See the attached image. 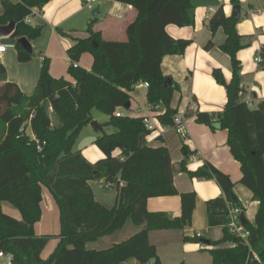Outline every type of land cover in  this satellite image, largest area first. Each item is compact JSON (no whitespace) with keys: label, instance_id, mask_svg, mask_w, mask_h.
<instances>
[{"label":"trees","instance_id":"obj_1","mask_svg":"<svg viewBox=\"0 0 264 264\" xmlns=\"http://www.w3.org/2000/svg\"><path fill=\"white\" fill-rule=\"evenodd\" d=\"M51 0H1L3 9L0 27L14 21L17 61L29 62L33 54L22 49L18 39L33 41L41 34V27L25 22L41 11ZM127 5L135 18L125 30L123 42L103 41L93 29L87 37L72 38L67 50L68 74L74 80L54 79L49 73V61L44 59L35 91L26 96L12 83L0 85V252L12 256L11 264H122L134 259L140 264H161L156 247L149 240L152 231L182 232L190 225L195 208L194 193L178 194L174 186V168L168 149L151 148L147 138L150 131L142 119L124 115L115 117L130 104L134 86L148 83L146 103L161 104L163 126L173 123L177 110L171 108L178 86L164 84L161 72L164 56L185 53L188 40H175L166 27H191L193 0H114ZM264 2V0H263ZM233 6L238 5L231 0ZM238 21L226 16L220 7L207 21L212 35L218 29L225 34L219 49L230 57L232 76L227 83L220 69H213L212 79L225 89L226 104L221 113L187 111L202 124L227 132L226 144L233 159L240 165V184L258 202L254 222L244 227L249 232L242 240L228 228L229 209L242 208L233 193L230 178L204 163L195 171H188L186 161L192 152L183 143V160L179 170L191 179H213L222 195L205 204L208 228L220 227L222 236L209 242L213 264H264V101L250 108L239 100L241 92V64L237 53L249 46L236 31ZM209 41L204 49L210 50ZM90 54L89 71L73 68L83 54ZM258 68L264 71V48L257 54ZM5 72L0 65V76ZM130 108V105H129ZM128 108V110H129ZM108 117L96 129L99 136L93 144L104 155L94 164L74 151L82 129L92 121V111ZM113 129L107 134L103 128ZM28 130L30 133L28 134ZM118 150L119 155L113 153ZM98 182L104 189L116 188L115 205L107 209L98 203L89 186ZM46 188L59 211V243L45 260L41 253L53 236H36L34 226L41 219L42 189ZM180 196L181 214L172 218L165 213H149L146 202L150 198ZM2 203L17 210L16 220L2 211ZM141 230L123 242L106 250L87 247L103 237L111 236L126 223ZM184 242H199L200 238L182 237Z\"/></svg>","mask_w":264,"mask_h":264},{"label":"crops","instance_id":"obj_2","mask_svg":"<svg viewBox=\"0 0 264 264\" xmlns=\"http://www.w3.org/2000/svg\"><path fill=\"white\" fill-rule=\"evenodd\" d=\"M16 2L17 0H10ZM88 0H51L41 11H36L30 17L29 24L41 27V34L33 41H29L32 48V59L27 63L17 61V50L9 49L2 55L0 65L5 72L0 76V85L15 84L21 93L30 96L34 93L40 68L44 59L49 61V73L54 79H65L70 83L74 80L68 74L69 59L67 50L73 45L71 37L86 38V28L93 21V29L100 33L103 41L123 42L126 40V27L133 22L135 12L131 7L115 2L114 0H97L91 10L85 8ZM241 10L240 20L236 25L237 33L249 39V46L237 53L241 64V92L239 100H250L249 107L255 108L264 101V71L258 68L254 59L264 48V2L263 0H236ZM193 21L191 27L178 28L174 25L166 27V33L173 39L188 40L190 45L181 56L167 55L161 62V72L170 84L178 86L174 92L171 108L184 118L186 125V139L182 141L175 130H162L157 136L147 138L151 148L165 147L168 149L171 164L174 168V186L178 194L194 193L196 195L195 208L189 226L179 231H152L149 240L156 247V255L161 264H213L209 253L210 241L221 238V228H208L205 204L208 200L222 195L221 189L213 179H191L179 170L183 160L181 147L184 143L192 155L186 161L188 171H195L204 163L213 166L219 172L227 175L233 183V193L243 206V214L250 223L258 209V202L252 200V194L240 184V165L236 162L226 144L227 132L195 122V117L187 116L190 103L197 104L199 113H221L226 104V92L222 86L216 84L211 77L213 69H220L225 81L231 80L232 69L230 57L219 47L225 41V34L220 28L214 35L207 28V21L222 7L226 16H231V0H193ZM3 9L0 0V15ZM93 13L95 16H93ZM70 34L71 37L67 35ZM211 41L213 47L205 50V45ZM1 44H15L11 38L0 39ZM77 66L89 71L92 67L90 54H83ZM146 90H134L130 99V114H136L139 108H145ZM124 114V111H122ZM191 112V111H190ZM143 114V113H142ZM127 115V114H124ZM130 116V115H129ZM96 124L95 118H92ZM90 124L82 129L77 140L82 139V133ZM88 138L79 140L76 151L91 164L104 158L102 152L93 144L99 133L98 128L91 126ZM90 131V130H88ZM114 155H119L116 150ZM196 160L193 161L192 159ZM95 200L111 209L115 205L116 188L104 189L98 182H89ZM150 198L146 202L149 213H165L172 218L181 214L180 196ZM5 203L2 211L6 215L20 220L17 210L5 212ZM7 204V203H6ZM41 219L34 226L36 236H53L41 253L43 260L47 259L59 243L60 232L59 211L56 203L46 188L42 189ZM131 223L116 231L111 236L88 243L87 247L96 250H106L116 243L128 239L141 230ZM200 238L199 242H184L182 237ZM0 264H3L0 262ZM122 264H140L134 259H128Z\"/></svg>","mask_w":264,"mask_h":264},{"label":"built area","instance_id":"obj_3","mask_svg":"<svg viewBox=\"0 0 264 264\" xmlns=\"http://www.w3.org/2000/svg\"><path fill=\"white\" fill-rule=\"evenodd\" d=\"M10 1V0H8ZM97 2V0H88L85 4V8L91 10L93 7V4ZM25 22L29 24L30 18H26ZM9 49H15L14 44H1L0 42V62L2 55L7 52ZM255 63L258 64L260 62V58L258 56L255 57L254 59ZM73 68H77V63L72 64ZM148 88V83L146 82H140L137 83L134 86V90H139V89H144L146 90ZM247 105H249L250 100L247 99L245 102ZM188 111L191 112H196L197 111V104L195 102H192L188 106ZM143 113V114H142ZM163 114V107L161 104L157 105H148L145 108H139L137 110L136 114H130L131 118H140L143 121V124L146 129L150 131V136H157L162 130H175L176 134L180 136V138L183 140L186 139V125L184 118L177 114L174 119L173 123L169 126H163L160 121H159V116ZM115 117L121 118L124 116L122 111H116L115 112ZM193 161L196 159L193 158ZM113 187V186H112ZM243 213L242 208H230L229 209V223H228V228L232 234L237 236L238 238L245 240L249 232L246 230L244 227V224L241 223L240 221V215ZM0 260L3 262V264H11L12 262V256L10 254H6L3 252H0Z\"/></svg>","mask_w":264,"mask_h":264},{"label":"water","instance_id":"obj_4","mask_svg":"<svg viewBox=\"0 0 264 264\" xmlns=\"http://www.w3.org/2000/svg\"><path fill=\"white\" fill-rule=\"evenodd\" d=\"M240 13H241L240 7L238 5H235L232 7V12L230 17L235 21H239L241 15ZM93 16H95L94 13ZM16 28L17 26L14 21H10L8 25L0 27V39L11 38ZM18 44L26 52L32 53V48L30 46L29 41L26 38L18 39ZM164 84L168 86L170 85V81L168 79H165ZM128 108H129V103H127L123 109L128 110ZM90 125L93 126L94 128H100V125L96 124L94 121H91ZM240 221L244 225L248 222L243 213L240 215Z\"/></svg>","mask_w":264,"mask_h":264},{"label":"rangeland","instance_id":"obj_5","mask_svg":"<svg viewBox=\"0 0 264 264\" xmlns=\"http://www.w3.org/2000/svg\"><path fill=\"white\" fill-rule=\"evenodd\" d=\"M124 114H127L128 116L130 115V111L129 110H124ZM91 116L92 118H95V120L97 121V123H99V125H103L105 124L107 121H108V117L105 116L104 114L98 112V111H95L93 110L92 113H91ZM91 125L89 127H87V129H85L82 133V139H79V140H84L86 138H88L89 136V132H91ZM104 129V132L107 133V134H110L113 132V129L111 127L109 128H103ZM90 130V131H88ZM3 131V125L0 123V135ZM30 133V130H28V134ZM79 140L76 141L75 145H74V148L73 150L76 151V149L78 148L79 146ZM4 207H5V212L9 211V210H14L11 206H9L8 204H4ZM0 262H2L0 260ZM3 263V262H2Z\"/></svg>","mask_w":264,"mask_h":264}]
</instances>
